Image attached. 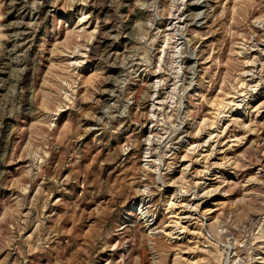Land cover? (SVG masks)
Listing matches in <instances>:
<instances>
[{
	"label": "rangeland",
	"instance_id": "obj_1",
	"mask_svg": "<svg viewBox=\"0 0 264 264\" xmlns=\"http://www.w3.org/2000/svg\"><path fill=\"white\" fill-rule=\"evenodd\" d=\"M0 264H264V0H0Z\"/></svg>",
	"mask_w": 264,
	"mask_h": 264
},
{
	"label": "bare ground",
	"instance_id": "obj_2",
	"mask_svg": "<svg viewBox=\"0 0 264 264\" xmlns=\"http://www.w3.org/2000/svg\"><path fill=\"white\" fill-rule=\"evenodd\" d=\"M210 135H209V137H208V141L209 140H211V137H212V134H211V132L209 133ZM214 134V133H213ZM215 135V134H214ZM206 143H207V140H206ZM205 143V144H206ZM204 154V153H203ZM206 154V153H205ZM211 153H209L208 155H210ZM207 155V154H206ZM205 155V156H206ZM211 156V155H210ZM190 160V159H189ZM197 160V159H196ZM195 162V161H194ZM215 164V163H214ZM186 167H187V165H186ZM184 168V167H183ZM187 169V168H186ZM182 170V169H181ZM186 171V170H185ZM182 173H185V172H182ZM183 175V174H182ZM207 185V184H206ZM212 190V189H211ZM205 191H207V190H205ZM209 193V192H208ZM210 195V194H209ZM192 201V200H191ZM193 203V202H192ZM182 205V204H181ZM189 205H190V203H189ZM188 206V205H187ZM192 206V205H191ZM174 207H175V205H174ZM192 207H194V206H192ZM178 208V207H177ZM176 208V209H177ZM191 209H189V208H181V206H180V208H178L176 211H175V215H176V217H178V219L180 220V222H179V225H180V223H181V221H183L184 219H188L189 218V216H191ZM185 221V220H184ZM182 226V225H181ZM175 227V226H174ZM182 227H184V226H182Z\"/></svg>",
	"mask_w": 264,
	"mask_h": 264
}]
</instances>
